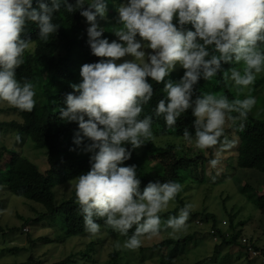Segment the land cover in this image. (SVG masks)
Returning <instances> with one entry per match:
<instances>
[{
    "label": "clouds",
    "instance_id": "clouds-1",
    "mask_svg": "<svg viewBox=\"0 0 264 264\" xmlns=\"http://www.w3.org/2000/svg\"><path fill=\"white\" fill-rule=\"evenodd\" d=\"M113 3L118 17L110 29L115 39L110 40L97 22L98 17L107 18L108 0H0V102L28 112L36 103L33 83L17 78L30 47V36L21 35L25 26L34 23L39 37L47 41L59 27L53 22L55 13L62 8L69 14L79 11L89 24L91 53L102 59L82 65V80L71 85L74 91L58 106L59 119L78 124L74 144L91 153L90 170L70 184L85 230L97 234L101 228L97 220H103L127 237L123 248L136 250L142 238L160 234V214L182 186L154 180L141 188L137 166L125 162L153 137L154 117L173 129L190 110L194 134L185 127L183 138L202 151L217 145L227 120L243 127L256 105L254 96L229 101L223 95L198 93L197 85L220 75L225 83L245 89L264 72V0ZM178 66L183 75L166 79ZM150 81L163 84V96L152 114L141 118L154 95ZM85 139L90 142L84 144ZM218 163L217 158L209 161L212 168ZM190 210L186 204L167 219L163 227L171 229L170 235L185 229Z\"/></svg>",
    "mask_w": 264,
    "mask_h": 264
},
{
    "label": "trees",
    "instance_id": "trees-1",
    "mask_svg": "<svg viewBox=\"0 0 264 264\" xmlns=\"http://www.w3.org/2000/svg\"><path fill=\"white\" fill-rule=\"evenodd\" d=\"M117 2H121V0H117ZM115 11L116 6L113 0H108L107 18H97V22L106 29L104 32L106 37L109 34L112 38L115 37L110 31L114 23ZM53 22L59 27L57 32L53 33L47 41L39 37L38 27L31 22L25 26L24 32L21 34L22 38L26 39L30 36V47L24 54V63L17 69V78L22 82L28 80L33 83L36 93V103L33 110L28 112L20 111L10 105L0 106V112L6 111L14 115L11 120L0 118V143H2L0 147V210L5 207L7 201L5 197H2L4 191L6 195L10 192L24 197L35 202L30 204L31 207L38 208L37 216L28 219L37 222L38 220L47 219L48 216L52 217L53 221H59L64 226V238L66 239L88 233L85 230L79 206L75 202V190L71 187L70 182L74 183L76 176L90 170L91 153L83 152L81 150L83 145L78 147L74 144V134L78 129V124L59 119L58 106L62 104L63 98L68 93L74 91L71 85L82 80L80 76L82 65L97 62L102 58L91 53L90 46L87 43L89 24L80 15L79 11L69 14L62 8L54 14ZM32 48H34L33 51L30 50ZM225 67H229V65H225ZM183 71L178 66L171 73V77H166V79L178 80L183 75ZM150 83L153 84L154 95L152 100L144 105L141 118L152 114L158 99L163 96V84H157L154 81H150ZM197 91L198 93L211 92L217 96L223 95L229 101L239 98L232 90L230 83H225L220 75L209 81L201 79L197 85ZM259 91L260 93L264 92V77L262 75L256 80L249 96H255ZM260 93L257 102L263 101L264 93ZM40 95L43 97H38ZM232 115L236 114L233 113ZM193 119L189 110L182 114L173 129H169L163 118L154 117L152 131L158 135L183 137V131L185 127H188L193 130L194 134V129L191 127ZM238 124L240 125L239 121L236 125ZM239 125L237 129L233 130L234 126L230 130H224L217 145L213 148L203 151L195 148L196 151L191 154L189 147H186L182 152L175 144L158 146L148 142L149 150L141 152L140 148L134 149L131 159L125 163L137 166V176L142 181L141 188L149 181L154 180L179 182L182 190L177 194L176 199L181 200L180 196L186 189L183 184L188 183V181H193L194 184L204 182V173L208 162L213 158L220 160V150L223 149L222 147L225 144L227 146L236 144V156L231 161V165L255 172L259 178L262 176L261 174H264V119L248 114L243 122V127L241 128ZM8 129H13L16 133L14 144L11 147L5 143L4 133ZM27 140L40 147L47 148L48 167L46 169H40L34 161L22 154L23 149L18 144ZM89 142L85 139L84 144ZM73 148H76V151L71 150ZM146 157L157 162L160 170L148 171ZM259 183H263V181L245 182L242 191H252L253 194H250V198L254 201L256 207L264 213V189L259 191L254 188ZM42 207V210L39 209ZM203 215V222L204 219L212 217L211 229L217 230L222 237L221 242L230 244L239 242L240 230L233 222L234 217H232L230 223L232 236L227 239L223 236L224 231H220L216 227L218 218H215L211 211H205ZM21 217L25 218V215H21ZM97 222L100 224L101 229L110 228L104 224L103 220H97ZM16 227L14 225L12 230ZM0 230H2L1 226ZM133 231L134 228L130 230V234ZM189 237L177 240L170 238L156 244L155 247H175V245L186 243ZM251 244L255 249H259V246L253 244V242ZM96 245V241L89 242L86 249L80 252L81 255L86 258H93L90 254L96 252ZM124 264H130V262L126 261ZM161 264H176V262L173 255H171L169 258H162Z\"/></svg>",
    "mask_w": 264,
    "mask_h": 264
},
{
    "label": "rangeland",
    "instance_id": "rangeland-1",
    "mask_svg": "<svg viewBox=\"0 0 264 264\" xmlns=\"http://www.w3.org/2000/svg\"><path fill=\"white\" fill-rule=\"evenodd\" d=\"M117 17L118 13L115 11L113 25L116 24ZM108 38L115 39L110 34ZM33 49L30 50L33 51ZM261 75L264 77V72L258 74L256 80ZM255 82L245 89L229 83L236 95L243 99L249 96ZM259 93L260 91L255 94L256 105L248 114L264 119V92L260 93L263 94V101L257 102ZM5 105L8 106L6 102H0V106ZM0 118L11 120L14 115L2 111ZM236 123L233 124L232 121L227 120L224 130L232 129ZM238 125L233 130L237 129ZM4 135L5 143L11 147L16 138L15 131L8 129ZM148 142L158 146L175 144L182 152L189 147L191 154L196 151V147L187 144L183 137L158 135L153 132V137L140 147L141 152L149 150ZM18 145L23 149L22 154L34 161L40 169L44 170L48 167L47 148L40 147L30 140ZM1 146L2 143H0ZM222 148L217 167L212 168L208 162L204 182L194 184L193 181H188L183 184L186 189L180 196L181 200L175 198L169 203L168 209L160 214L162 222L160 234L156 237L142 238V246L136 250L123 248V242L127 237L114 232L111 228H100L95 235L87 233L65 239L64 226L59 221H53L52 217L48 216L47 219L37 222L28 219L37 216L38 208L30 206L35 202L10 192L6 195L4 191L2 197H5L7 201L5 207L0 210V226L2 227L0 230V264H124L126 261L130 264H161L162 258H169L171 255L176 264H264V213L250 198L253 192L242 191L245 182L253 183L261 180L264 183V174L258 178L255 172L231 165V161L236 156V144L229 146L225 144ZM146 159L148 171L160 170L157 162L148 157ZM263 183L253 187L261 191L264 189ZM186 204L191 205V210L185 229L175 235H170L171 229L164 228L163 225L170 216L177 215L179 209ZM39 209L42 210L43 207ZM205 211H211L213 216L218 218L216 227L220 231H232L230 223L234 217L233 222L240 230L239 242L230 244L220 242V239L216 240L217 236L210 231L213 223L212 217L202 221ZM21 215H25V218ZM223 220L227 221L225 226L221 225ZM14 225L17 227L12 230ZM128 235H131L130 231ZM242 236L248 237L250 243L253 242L259 246V249L256 248L252 252L247 245L242 243ZM186 237H189L186 243L175 245V247H155L156 244L170 238L177 240ZM91 241H96L97 250L94 254H90L93 258H86L80 252L85 250Z\"/></svg>",
    "mask_w": 264,
    "mask_h": 264
},
{
    "label": "built area",
    "instance_id": "built-area-1",
    "mask_svg": "<svg viewBox=\"0 0 264 264\" xmlns=\"http://www.w3.org/2000/svg\"><path fill=\"white\" fill-rule=\"evenodd\" d=\"M222 223H223L222 225L225 226V225L227 224V221H226V220H223ZM210 231H211V233H213L215 236H217L216 240H218V239L222 240V237L218 234V232H217L216 229H211ZM223 236H224L225 238L229 239V238H231L232 233H231V231H227V230H225V231L223 232ZM241 241H242L243 244L247 245L248 248H249L251 251H252V250L254 251L255 248H254L253 245H251L250 240H249L248 237H246V236H242ZM220 242H221V241H220ZM246 250H247V249H246ZM253 251H252V252H253Z\"/></svg>",
    "mask_w": 264,
    "mask_h": 264
}]
</instances>
